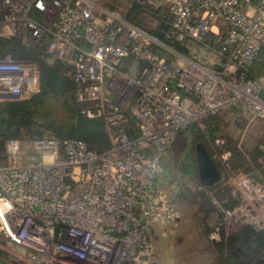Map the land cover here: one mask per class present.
Masks as SVG:
<instances>
[{
    "label": "built area",
    "instance_id": "built-area-1",
    "mask_svg": "<svg viewBox=\"0 0 264 264\" xmlns=\"http://www.w3.org/2000/svg\"><path fill=\"white\" fill-rule=\"evenodd\" d=\"M147 1L172 15L168 39L201 48L181 53L95 0H2L0 38L41 43L71 62L76 99L87 118L104 122L110 148L52 137L32 147L9 142L0 164V264H160L150 228L182 218L158 182L162 155L183 126L219 111L240 107L264 119V71L252 78L264 64V0ZM39 92L36 63L0 60V103ZM236 178L252 190L228 214L258 210L249 220L264 219L254 194L263 186Z\"/></svg>",
    "mask_w": 264,
    "mask_h": 264
},
{
    "label": "trees",
    "instance_id": "trees-1",
    "mask_svg": "<svg viewBox=\"0 0 264 264\" xmlns=\"http://www.w3.org/2000/svg\"><path fill=\"white\" fill-rule=\"evenodd\" d=\"M126 1L127 9L122 15L131 24L147 30L181 53H190L187 47L189 44L190 47L201 48V45L189 39L186 43L168 39L173 17L166 9H154L147 0L144 3L138 0ZM109 7L110 10L114 9ZM5 13L6 9L0 0V21ZM146 19L152 20L154 25H150ZM7 56L37 64L40 72V92L28 100L0 103V164L5 160L4 154L12 140H18L24 145L45 137L59 141L77 139L84 141L89 149L96 152H104L110 148L104 122L101 119L87 118L83 113L86 105L76 99L75 69L71 62L48 55L41 43L32 46L24 44L19 36L0 38V60ZM263 71L264 64H258L252 78L259 79ZM256 120L264 125V119ZM202 124L205 125L204 129L193 122L187 125V130L195 146L198 143L204 144L221 174V179L216 184L202 185L196 165L195 173L202 191L192 197L202 204L201 224L208 229L209 220L214 214L222 220L226 213L233 212L240 204V199L229 191L226 181L236 175L245 174L255 185L264 184V140L254 149L247 150L238 141L228 138L224 141V148L216 151L214 146L217 147L215 143L220 130L218 116L211 114L202 119ZM179 135L181 137V131L178 137ZM182 140L186 149V140ZM195 146L193 150L196 155ZM224 152L230 153L227 160L219 157ZM162 164L165 171L168 160L162 159ZM158 182L163 185L160 178ZM220 236L217 243L210 245L215 259L208 264H264V228L256 229L254 226L244 225L229 233L222 227Z\"/></svg>",
    "mask_w": 264,
    "mask_h": 264
},
{
    "label": "rangeland",
    "instance_id": "rangeland-1",
    "mask_svg": "<svg viewBox=\"0 0 264 264\" xmlns=\"http://www.w3.org/2000/svg\"><path fill=\"white\" fill-rule=\"evenodd\" d=\"M97 2L108 9H110L109 6H112L114 11H118L121 14L125 13L128 5L126 0H97ZM146 21L150 22V25L151 23L154 25L152 20L146 19ZM214 115H217L219 119L220 130L216 138L218 141H226L229 138L233 141H238L247 150H252L260 144V141L264 140V125L259 124L258 120L242 108H229ZM195 123H198L201 129L205 128L202 120ZM182 139L186 140V149H184L185 143ZM218 141L215 143L218 148L214 146L216 151L222 150L225 145L218 143ZM24 145L31 146V143L28 142ZM194 146L195 142L191 139V134L188 132L186 125L181 129V137L179 135L172 150L162 155L163 159L168 160V167L159 177L163 183L161 185L174 200L175 205L182 214V218L178 225L174 227L163 228L158 225L153 226L155 228L151 227L153 229L150 230L151 244L158 249L157 252L155 248L160 264L212 263L215 255L212 253L210 245L220 240L222 227L229 233L242 228L244 225H251L256 229L264 228V219L252 221L248 218L254 213L258 217L260 215L258 210L248 213L249 216L247 214L243 216L239 212H235L234 215L226 213L222 220L214 214L209 220L208 229L202 226L200 219L202 217V204L199 200H194L192 197V195H198L202 191L198 186V176L195 173L196 155L193 150ZM219 155L223 160L222 156L224 154L220 153ZM236 177L237 175L226 181V186L231 194L238 197L242 202L244 192H249L252 187L244 180H238L241 185L239 187L235 183ZM262 186L254 193L258 204L264 201V184ZM213 202L215 203L216 201L214 200ZM0 246L6 247L2 236H0ZM1 247L0 249H3Z\"/></svg>",
    "mask_w": 264,
    "mask_h": 264
},
{
    "label": "water",
    "instance_id": "water-1",
    "mask_svg": "<svg viewBox=\"0 0 264 264\" xmlns=\"http://www.w3.org/2000/svg\"><path fill=\"white\" fill-rule=\"evenodd\" d=\"M195 151L200 183L205 186H212L219 182L221 174L204 144H196ZM142 224L145 225L146 222L143 221Z\"/></svg>",
    "mask_w": 264,
    "mask_h": 264
},
{
    "label": "crops",
    "instance_id": "crops-1",
    "mask_svg": "<svg viewBox=\"0 0 264 264\" xmlns=\"http://www.w3.org/2000/svg\"><path fill=\"white\" fill-rule=\"evenodd\" d=\"M232 109H233V108H232ZM258 123L263 125V123L260 122L259 120H258ZM154 228H155V227H154ZM155 248L157 249V247H155ZM157 252H158V249H157Z\"/></svg>",
    "mask_w": 264,
    "mask_h": 264
}]
</instances>
